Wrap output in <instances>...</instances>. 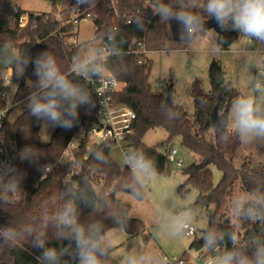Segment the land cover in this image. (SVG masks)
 I'll list each match as a JSON object with an SVG mask.
<instances>
[{
    "label": "trees",
    "instance_id": "16d2710c",
    "mask_svg": "<svg viewBox=\"0 0 264 264\" xmlns=\"http://www.w3.org/2000/svg\"><path fill=\"white\" fill-rule=\"evenodd\" d=\"M75 3L76 0H70L68 7L61 11L62 19H58L56 10L41 13L37 17L36 12L21 8L14 0H0V42H8L14 46L29 43L32 57L47 50L56 57L61 69L66 70L72 57L84 51L86 45L90 43L66 40L74 34L73 24L69 18ZM81 7L85 10L81 18L89 14L94 21L96 27L94 39L110 28L119 30L117 40L123 53L122 62L113 58L110 63L116 66L118 74L115 75L125 85L113 95L116 102L126 103L136 111L134 131L128 136L132 149L143 150L155 162L156 169L164 171L169 169L171 161L168 153L174 147V139L180 136L182 145L194 152L196 158L182 169L186 177L178 185V189L182 193L188 191L191 186L199 190L190 206L193 209H206L208 225L205 229L214 227L224 232L237 231L244 244L249 237L264 234V223L241 220L238 228L237 223L227 217L223 211L239 179L240 188L245 192L264 186V161L259 166H253L250 156H243L241 164L237 166L234 160L242 142L235 135L222 140L212 127L210 115L218 98H221L220 110H224L226 106L231 107L233 100L240 96V91L227 77V71L221 60L214 57L210 62V90L204 91L197 80L193 84L194 117L190 118L185 107L179 103L174 107V110L180 114L179 118L169 121L161 107L162 104H166L167 87L162 91L152 89L150 82L152 59L144 56L143 60L139 61L141 54L133 51L136 41L147 35L159 20L149 7V0H92L90 5H81ZM24 13L29 15V23L21 26L19 17ZM127 15H131V22H127ZM136 16L144 19L143 29L133 22ZM169 27L173 37L178 40L179 25L172 21ZM217 32L225 40L222 49H228L240 39V34L236 31L220 29ZM37 79L33 65L29 64L20 78V85L25 84L27 80L36 82ZM2 82L3 76L0 74V84ZM172 97H175L174 86L171 90ZM4 106L5 100L0 96V108ZM11 111L12 108L9 109V118L5 121L6 137L13 152V165L25 172V178L22 183L23 191L15 195L16 198H12L13 202L10 205L0 208V227L11 221L17 225L27 222L33 216L38 217L45 207L50 211L60 207L63 203L60 197L65 184L70 182L78 185L82 183L84 177H87L96 190L111 191L112 208L96 210L90 204H78L80 221L86 225L98 222L107 232L115 226L110 218L111 215L122 207L128 214L127 231L132 234L142 232V221L129 214L131 205L116 195L117 191L122 190L121 183L130 178L131 170L127 165L122 168L112 157L111 148L114 143L109 140L102 141L101 147L110 163L99 165V170L92 171L97 167V162L91 155L88 137L89 129L97 122L95 108L81 107L78 110V123L71 129L56 127L47 142H44L40 135L43 122L32 118L27 107L13 118L10 116ZM156 127L165 128L168 136L158 145H149L144 140V136L148 130ZM17 135L23 140L24 146H35L40 149L41 158L38 165L22 162L18 158L20 150L17 148ZM75 136H80L79 146L74 153L75 158L65 160L62 158L63 151ZM262 149L264 150V146ZM128 150L125 147V152ZM47 164L51 169L43 176L39 168ZM212 164L222 172L216 183L211 169ZM97 185L100 187L97 188ZM60 243L55 239L50 240L51 246L58 247ZM203 246L202 236L195 237L190 244V247ZM231 246V243L225 240L221 249ZM39 255V250L31 248L30 240L22 239L13 245L0 248V264H41L37 259ZM187 255L186 251L180 257L188 260ZM169 264L180 263L174 261Z\"/></svg>",
    "mask_w": 264,
    "mask_h": 264
},
{
    "label": "clouds",
    "instance_id": "9594fccd",
    "mask_svg": "<svg viewBox=\"0 0 264 264\" xmlns=\"http://www.w3.org/2000/svg\"><path fill=\"white\" fill-rule=\"evenodd\" d=\"M92 0H76V4L90 5ZM153 14L163 25L175 21L179 25L177 48L199 50L205 42H210V54H219L225 43L223 36L215 29L208 28L207 22L215 20L222 31H236L245 43L234 47L235 54L245 66L254 63L257 50L248 45L255 41L264 50V0H149ZM134 23L144 28V19L136 16ZM119 30L110 28L96 40H106L107 47L95 40L86 45L85 50L74 55L66 70H62L56 57L49 51L32 57L28 50H18L8 42L0 43V64H9L15 78H21L29 64L33 65L38 78L35 90L30 91L25 105L32 118L44 122L47 127L71 129L79 121V109L95 107L93 94L88 83L102 79L118 69L110 63L113 58L122 62V51L117 40ZM249 83L255 95L240 96L233 100L227 115L217 114L213 128L222 140L235 135L243 143L264 141V70L250 76ZM82 81V82H81ZM179 101L172 97L169 103L162 104L165 117L171 121L179 118L174 110ZM5 143L0 137V144ZM102 142L96 141L91 155L99 165L110 163L105 155ZM40 149L24 146L18 158L31 164H39ZM123 161L131 170L130 178L121 183V188L136 199H143L149 186L156 181L158 172L155 162L143 150L129 149L123 154ZM43 176L50 166L39 168ZM25 172L15 165L0 162V208L10 205L15 195L23 191ZM62 205L50 211L45 207L37 217H31L19 225L10 222L0 227V248L13 245L22 239L30 240L31 248L37 249V259L41 264H110V254L115 240L100 223L84 224L77 211L78 204H90L96 210L111 209V191L96 190L87 177L81 184L67 182L61 194ZM156 218L163 233L175 238L192 234L196 230L195 210L191 207L168 205L156 208ZM230 214L234 222L248 220L264 223V186L251 192L235 195L230 203ZM113 231L126 229L128 214L124 208L111 215ZM55 239L60 246H51ZM205 249L212 253L209 264H264V234L253 235L247 243L241 242L237 231H219L214 227L202 233ZM227 240L231 247L221 245ZM67 242L66 244L63 242ZM121 264H169L165 257L155 252L132 247L124 255Z\"/></svg>",
    "mask_w": 264,
    "mask_h": 264
},
{
    "label": "rangeland",
    "instance_id": "374dc122",
    "mask_svg": "<svg viewBox=\"0 0 264 264\" xmlns=\"http://www.w3.org/2000/svg\"><path fill=\"white\" fill-rule=\"evenodd\" d=\"M23 9L33 11L37 14L47 13L52 10H58L54 3L60 7L67 6L70 0H14ZM79 33H75L67 37L68 42L89 41L95 39V24L92 18H83L79 23ZM216 30V29H215ZM217 31V30H216ZM169 25H163L156 22L155 26L149 30L147 34V45L150 49L149 56L152 59V67L150 72V82L154 91H162L173 82L174 96L182 104L188 112L190 118L194 117L195 107L192 97V88L197 80L200 87L204 91L211 88L209 77V65L211 60L216 57L221 60L224 68L227 70L229 79L233 85L240 91V96L255 95L249 83V77L255 76V70L264 68V50L260 49V45L252 41L248 46L254 50H258L254 57V63L245 66L242 60L235 54L234 47L242 46L245 41L240 38L236 43L232 44L228 49H222L219 54H210L208 48L210 42H205L199 50H190L187 48H177ZM2 43V42H0ZM12 45V44H11ZM14 46V45H13ZM18 50H28L31 55V46L25 43L20 46H14ZM9 64H0V74L3 80L10 70ZM172 80V81H170ZM35 83L27 80L25 84L20 85V78L17 79L12 75L10 86L6 89L0 84V93L3 91L9 92L8 104L12 108L10 116L13 118L26 108L25 101L30 91L35 90ZM239 96V97H240ZM220 111H223L220 110ZM56 127H47L43 122L40 135L44 142L50 140L51 135ZM168 136V132L163 127H156L148 130L144 136V140L149 145H158ZM93 140L95 136H92ZM89 142V149L96 145V142ZM174 147L177 148V157L182 160L178 165L171 161L169 169L158 171V176L153 182L143 199H136L129 192L119 190L116 195L124 202L131 205L130 215L140 219L143 223V230L139 233H130L125 231H113V228L107 232L111 234L116 244L110 254V264H121L124 255L134 246H139L141 250H147L164 255L171 258L173 256H181L184 252H188L189 261H196L202 264L205 259H211L212 253H207L203 246L202 248L190 247L191 242L195 237H201L204 229L208 225V216L206 209L195 210V225L197 227L196 234H190L181 238L169 236L161 231L156 218V208L168 205H176L178 207H191L199 193V190L191 186V188L182 193L178 189V185L185 179L182 169L189 165L196 158V154L190 149L182 145L181 137L177 136L174 139ZM264 141H253L251 143H243L240 146L239 152L235 157V164L239 166L243 156H250L253 166H259L264 161ZM164 150L163 147H161ZM124 150L121 145L113 144L111 155L117 163L124 168L127 164L123 161ZM216 183L222 172L215 166L211 165ZM240 179L235 183V188L229 195L227 203L223 208L225 215L233 222L234 218L230 214V203L235 195L245 193L240 188ZM97 188L100 185L96 186ZM17 196H14L16 198ZM192 208V207H191ZM237 227L239 228V222ZM147 235L148 237H146ZM224 249V248H223ZM221 249L220 251H223Z\"/></svg>",
    "mask_w": 264,
    "mask_h": 264
},
{
    "label": "built area",
    "instance_id": "2783aa9c",
    "mask_svg": "<svg viewBox=\"0 0 264 264\" xmlns=\"http://www.w3.org/2000/svg\"><path fill=\"white\" fill-rule=\"evenodd\" d=\"M70 3V2H69ZM55 7H58L56 11V17L62 19L61 11L66 9L67 6H59L56 2ZM113 7L116 10V6L113 3ZM85 10L82 9L81 5L78 6L76 3L72 7L71 17L69 21L72 22L73 28L72 32L79 33V23L83 18L89 17L85 15ZM127 22L132 21L131 15H127ZM19 23L21 26H26L29 23L28 13L21 14L19 17ZM76 42V41H75ZM95 42L101 46L107 47V42L105 40H96ZM134 52L141 54L139 61L143 60L144 56H149L150 49L147 45V35L139 38L136 41V47L133 49ZM258 52V50H257ZM150 57V56H149ZM264 70V68H258L255 70V76L258 75L259 71ZM12 72L7 74L2 82V85L7 89L10 86L12 80ZM82 82V81H81ZM125 85L124 82L119 80L115 74L111 71L105 74L102 79L94 80L88 83L89 91L93 94V99L95 100V112L97 116V122L89 129L88 141L92 142V136H95L93 141H105L109 140L114 144H119L122 146L124 152L125 147L132 149L128 136L134 131V120L137 117L136 111L127 105L126 103L116 102L113 93L119 91ZM1 98L5 100V106L0 108V137H3L5 143L0 144V162L6 161L13 164V152L10 148V142L6 137L5 132V121L9 118V109L11 107L8 104L9 92L3 91L0 93ZM80 142V136L73 137L67 144V147L63 151L62 158L65 160H74L75 149L78 148ZM178 150L173 147L169 153L168 157L170 161L175 162L180 165L182 160L177 157ZM50 166V165H49ZM51 169V166H50ZM70 176V175H69ZM196 230L192 234H196ZM168 262L179 261L180 264H198L196 261L184 260L180 256H173L168 258L164 255ZM211 259H205L202 264H209Z\"/></svg>",
    "mask_w": 264,
    "mask_h": 264
},
{
    "label": "water",
    "instance_id": "95a60500",
    "mask_svg": "<svg viewBox=\"0 0 264 264\" xmlns=\"http://www.w3.org/2000/svg\"><path fill=\"white\" fill-rule=\"evenodd\" d=\"M39 16H40V14L37 15V17H39ZM206 26L208 28L216 29L217 31L220 30V28L216 24L215 20H209L207 22ZM173 86H174V84H173V82H171L167 87L166 103H169L171 100V90H172ZM220 102H221V98L219 97L217 102L215 103L212 111H211L210 121H211L212 127L217 121V114L218 113H223L224 115H227L230 111V106H226L223 111H220ZM16 142H17L18 150H21L24 147V143H23V140L21 139V137L19 135H17V137H16Z\"/></svg>",
    "mask_w": 264,
    "mask_h": 264
},
{
    "label": "crops",
    "instance_id": "0c3cea01",
    "mask_svg": "<svg viewBox=\"0 0 264 264\" xmlns=\"http://www.w3.org/2000/svg\"><path fill=\"white\" fill-rule=\"evenodd\" d=\"M15 2V1H14ZM15 4H17L16 2H15ZM17 5H19V4H17ZM20 6V5H19ZM21 7V6H20ZM22 8V7H21ZM10 68H11V70H10ZM9 70H10V72H12V74H13V69H12V67H9ZM226 70V69H225ZM227 71V70H226ZM227 77H228V74H227ZM229 78V77H228ZM231 108V107H230ZM239 149H240V147H239ZM239 149H238V152H239ZM238 152H237V154H238ZM131 210V209H130Z\"/></svg>",
    "mask_w": 264,
    "mask_h": 264
}]
</instances>
